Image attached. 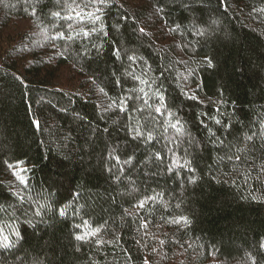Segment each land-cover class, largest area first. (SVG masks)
<instances>
[{
  "label": "trees",
  "instance_id": "trees-1",
  "mask_svg": "<svg viewBox=\"0 0 264 264\" xmlns=\"http://www.w3.org/2000/svg\"><path fill=\"white\" fill-rule=\"evenodd\" d=\"M0 264H264V0H0Z\"/></svg>",
  "mask_w": 264,
  "mask_h": 264
},
{
  "label": "snow or ice",
  "instance_id": "snow-or-ice-1",
  "mask_svg": "<svg viewBox=\"0 0 264 264\" xmlns=\"http://www.w3.org/2000/svg\"><path fill=\"white\" fill-rule=\"evenodd\" d=\"M100 2L103 3L104 0H100ZM57 15H58V13H57ZM92 15H94V14H93V13H89V16H92ZM96 19H99V17H96ZM93 31H95V29H93ZM142 31H143V30H142ZM84 35L87 36L88 33L85 32ZM129 59H133V58H132V57H129ZM207 63H208V66H209V67H212V61H211V60H208ZM141 83H143V81H141ZM141 91H143V89H141ZM161 99H163V98L161 97ZM121 110L123 111L124 109L121 108ZM155 111H156V113H160V112H161V109H160V108H156ZM216 123L219 124L220 121H217ZM172 127L175 128V129L177 130V132L180 131V129L177 128V126H176L175 124H173ZM136 135H137V136L141 135V132L139 131V129L136 130ZM149 139H151V135H150V134H149ZM248 139L250 140L251 137H248ZM157 158H160L159 155H157ZM21 183H25V181L23 180V178H21ZM38 214H39V213H37V215H38ZM61 215H63V212H61ZM15 234H16V235H19V233H15ZM76 239H82V237L77 236ZM3 240L5 241V243L3 244V247H4V248H8V247L11 246V245H9L8 243H6V241L8 240V237H7V236H4V237H3Z\"/></svg>",
  "mask_w": 264,
  "mask_h": 264
}]
</instances>
